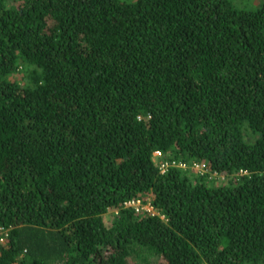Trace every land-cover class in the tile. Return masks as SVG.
<instances>
[{
    "label": "trees",
    "instance_id": "1",
    "mask_svg": "<svg viewBox=\"0 0 264 264\" xmlns=\"http://www.w3.org/2000/svg\"><path fill=\"white\" fill-rule=\"evenodd\" d=\"M252 1L0 0V264H264Z\"/></svg>",
    "mask_w": 264,
    "mask_h": 264
},
{
    "label": "built area",
    "instance_id": "2",
    "mask_svg": "<svg viewBox=\"0 0 264 264\" xmlns=\"http://www.w3.org/2000/svg\"><path fill=\"white\" fill-rule=\"evenodd\" d=\"M138 118L140 119V116H138ZM159 155H160L159 151L154 152L153 160L155 162L157 161ZM165 166H166V164H162L160 166V169L162 171H164ZM194 167L197 169V171L199 173L204 172L203 165L195 164ZM125 206L133 207L136 212L152 213V215L155 213L153 207L149 203L144 204V203H141V201L137 200V199L136 200H129V201L125 202ZM2 232H3V228H0V234H2Z\"/></svg>",
    "mask_w": 264,
    "mask_h": 264
},
{
    "label": "rangeland",
    "instance_id": "3",
    "mask_svg": "<svg viewBox=\"0 0 264 264\" xmlns=\"http://www.w3.org/2000/svg\"><path fill=\"white\" fill-rule=\"evenodd\" d=\"M255 2H259L260 0H254ZM254 1H252L254 3ZM249 3H251V0H235V4L236 6H242V5H250ZM154 264H160V261H155Z\"/></svg>",
    "mask_w": 264,
    "mask_h": 264
}]
</instances>
